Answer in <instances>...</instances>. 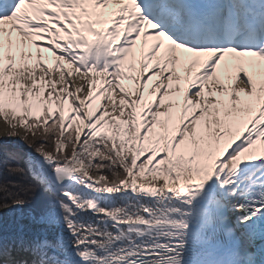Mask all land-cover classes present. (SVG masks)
Returning a JSON list of instances; mask_svg holds the SVG:
<instances>
[{
	"label": "snow or ice",
	"instance_id": "obj_1",
	"mask_svg": "<svg viewBox=\"0 0 264 264\" xmlns=\"http://www.w3.org/2000/svg\"><path fill=\"white\" fill-rule=\"evenodd\" d=\"M0 119V264H264V0H0Z\"/></svg>",
	"mask_w": 264,
	"mask_h": 264
},
{
	"label": "trees",
	"instance_id": "obj_2",
	"mask_svg": "<svg viewBox=\"0 0 264 264\" xmlns=\"http://www.w3.org/2000/svg\"><path fill=\"white\" fill-rule=\"evenodd\" d=\"M29 138L31 139V135H29ZM9 148H13V147L9 146ZM4 177H5V169H4V166L2 164H0V188L3 187Z\"/></svg>",
	"mask_w": 264,
	"mask_h": 264
},
{
	"label": "rangeland",
	"instance_id": "obj_3",
	"mask_svg": "<svg viewBox=\"0 0 264 264\" xmlns=\"http://www.w3.org/2000/svg\"><path fill=\"white\" fill-rule=\"evenodd\" d=\"M0 120H1V121H0V126H2V127L0 128V134H2V133H5V131H6V126H5L4 122H2V119H0ZM3 129H4V131L2 132ZM17 131H18V130H17ZM18 132H19V131H18ZM19 134H20V135H23V131L20 130Z\"/></svg>",
	"mask_w": 264,
	"mask_h": 264
},
{
	"label": "bare ground",
	"instance_id": "obj_4",
	"mask_svg": "<svg viewBox=\"0 0 264 264\" xmlns=\"http://www.w3.org/2000/svg\"><path fill=\"white\" fill-rule=\"evenodd\" d=\"M1 121V120H0ZM2 122H3V120H2ZM2 126H0V128H1ZM4 131V129L2 130V132ZM18 131L20 132V130L18 129Z\"/></svg>",
	"mask_w": 264,
	"mask_h": 264
}]
</instances>
